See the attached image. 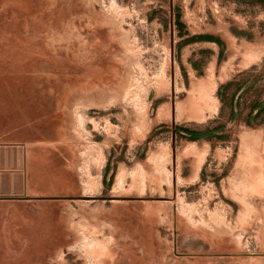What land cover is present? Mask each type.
Returning a JSON list of instances; mask_svg holds the SVG:
<instances>
[{"label": "rangeland", "instance_id": "obj_1", "mask_svg": "<svg viewBox=\"0 0 264 264\" xmlns=\"http://www.w3.org/2000/svg\"><path fill=\"white\" fill-rule=\"evenodd\" d=\"M0 264H264V0H0Z\"/></svg>", "mask_w": 264, "mask_h": 264}, {"label": "crops", "instance_id": "obj_2", "mask_svg": "<svg viewBox=\"0 0 264 264\" xmlns=\"http://www.w3.org/2000/svg\"><path fill=\"white\" fill-rule=\"evenodd\" d=\"M211 37H213V36L212 35H197V36H195V38L206 39V40H210ZM219 54H220V51H219ZM237 99H238V97H237Z\"/></svg>", "mask_w": 264, "mask_h": 264}, {"label": "trees", "instance_id": "obj_3", "mask_svg": "<svg viewBox=\"0 0 264 264\" xmlns=\"http://www.w3.org/2000/svg\"><path fill=\"white\" fill-rule=\"evenodd\" d=\"M188 132H190V137H192V138H195V139H196V137H197V135H198V133H197V132H193V131H189V130H188Z\"/></svg>", "mask_w": 264, "mask_h": 264}, {"label": "water", "instance_id": "obj_4", "mask_svg": "<svg viewBox=\"0 0 264 264\" xmlns=\"http://www.w3.org/2000/svg\"><path fill=\"white\" fill-rule=\"evenodd\" d=\"M174 135H175V132H174Z\"/></svg>", "mask_w": 264, "mask_h": 264}]
</instances>
